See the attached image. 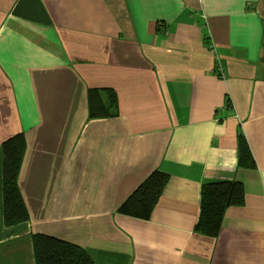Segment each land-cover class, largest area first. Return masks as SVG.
<instances>
[{"label": "crops", "instance_id": "0c3cea01", "mask_svg": "<svg viewBox=\"0 0 264 264\" xmlns=\"http://www.w3.org/2000/svg\"><path fill=\"white\" fill-rule=\"evenodd\" d=\"M104 88L118 116L90 120ZM16 134L28 221L4 227ZM154 170L169 181L149 220L117 214ZM223 180L243 205L197 234L200 186ZM34 234L93 264H264V0H0V264H33Z\"/></svg>", "mask_w": 264, "mask_h": 264}, {"label": "trees", "instance_id": "16d2710c", "mask_svg": "<svg viewBox=\"0 0 264 264\" xmlns=\"http://www.w3.org/2000/svg\"><path fill=\"white\" fill-rule=\"evenodd\" d=\"M88 119H113L118 116V99L111 89H92L87 91ZM226 106V104H225ZM227 107V106H226ZM229 107V106H228ZM237 140V167L243 170L253 169L251 152L241 132ZM2 150V219L4 227L15 226L28 221L26 207L20 196L17 178L25 152L24 138L16 134L5 140ZM168 174L154 170L147 175L131 194L121 202L117 214L139 220H149L151 212L158 202ZM199 217L194 232L214 238L220 230L221 220L229 207L242 206L244 190L239 181L204 182L200 186ZM33 264H93L89 254L77 245L44 234L31 236Z\"/></svg>", "mask_w": 264, "mask_h": 264}]
</instances>
